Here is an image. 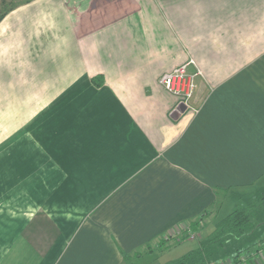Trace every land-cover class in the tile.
<instances>
[{
    "label": "crops",
    "instance_id": "obj_1",
    "mask_svg": "<svg viewBox=\"0 0 264 264\" xmlns=\"http://www.w3.org/2000/svg\"><path fill=\"white\" fill-rule=\"evenodd\" d=\"M189 59L186 106L159 77ZM263 185L264 0H31L0 20V264L198 244Z\"/></svg>",
    "mask_w": 264,
    "mask_h": 264
},
{
    "label": "trees",
    "instance_id": "obj_2",
    "mask_svg": "<svg viewBox=\"0 0 264 264\" xmlns=\"http://www.w3.org/2000/svg\"><path fill=\"white\" fill-rule=\"evenodd\" d=\"M29 1L31 0L22 2ZM22 2L8 4L5 0H0V20ZM92 80L96 85L101 84L102 81L101 76H95ZM261 225H264V187L241 196L230 213L216 223L214 230L204 240L199 241L196 248L177 260L167 261L165 264H222L225 261H231L233 264H246L255 255L252 247H256L258 253L264 250V245H262L264 239H258L251 246L244 248H230V244L253 234L255 229ZM137 255H142V253L125 254L124 262Z\"/></svg>",
    "mask_w": 264,
    "mask_h": 264
},
{
    "label": "rangeland",
    "instance_id": "obj_3",
    "mask_svg": "<svg viewBox=\"0 0 264 264\" xmlns=\"http://www.w3.org/2000/svg\"><path fill=\"white\" fill-rule=\"evenodd\" d=\"M5 1L8 4L9 3L17 4V3L22 2L24 0H5ZM263 187H264V185L261 186L260 188H263ZM255 189H258V188H255ZM255 189L250 190L249 192L243 193V195H247V194L251 193L252 191H254ZM230 210L231 209H228L225 213L227 214ZM207 226L208 227H206L202 230V234H201L202 237L206 236L211 231V228L213 225L209 223ZM263 237H264V225H261L255 229L253 234L246 236L242 239H237V240L233 241V243L230 244V248H244L245 246H251L254 242H256L258 240V238L263 239ZM197 240H192V241L191 240H183V242H181L182 244H173L167 248H162L161 251H159V253L156 252L158 250V248L152 249L150 247L147 249V251L142 252V255H137V256L131 257L130 259L125 261L123 264H165L167 262V260L178 259L180 256H183L184 254H186L189 250L196 247L198 245ZM262 245H264V242ZM252 251L255 252V255L247 263H252V262L254 263L255 258H257V261L260 260L261 258L262 259L264 258V250L260 251L258 253V252H256V247H252ZM259 263H260V261L256 262V264H259Z\"/></svg>",
    "mask_w": 264,
    "mask_h": 264
},
{
    "label": "built area",
    "instance_id": "obj_4",
    "mask_svg": "<svg viewBox=\"0 0 264 264\" xmlns=\"http://www.w3.org/2000/svg\"><path fill=\"white\" fill-rule=\"evenodd\" d=\"M195 65L193 60L174 67L171 71L163 73L159 77V83L171 94L179 97L181 102L188 106L194 95L196 88V77L200 71L195 68L193 72L188 70V66ZM194 237V236H193ZM222 264H233L231 261H225Z\"/></svg>",
    "mask_w": 264,
    "mask_h": 264
}]
</instances>
